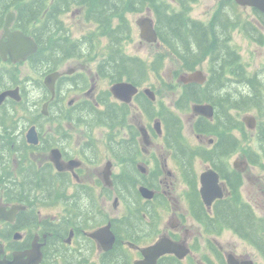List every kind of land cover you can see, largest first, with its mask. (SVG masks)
I'll return each instance as SVG.
<instances>
[{
    "label": "flooded vegetation",
    "instance_id": "af4514ba",
    "mask_svg": "<svg viewBox=\"0 0 264 264\" xmlns=\"http://www.w3.org/2000/svg\"><path fill=\"white\" fill-rule=\"evenodd\" d=\"M81 16L77 8L61 15L63 36L71 44L80 39L73 37L67 19ZM16 20L17 15L11 32L18 30ZM4 25L5 20L0 44L8 40ZM68 46L70 51L57 55L52 47L38 45L34 54L16 63L9 55L6 59L0 55V96L15 92V97L0 99V264H138L145 259L143 250L162 240H170L181 247L178 251L188 253L183 258L163 254L156 264H192L202 246L212 256L206 264H229L230 258L239 264H256L249 255L225 250L219 238L231 231L256 246L252 225L243 236L222 225L217 214L219 202H232L239 195V185L236 189L233 184L236 173L241 174L235 168L238 161L233 169L227 164L238 147L221 155L222 139L234 137L231 131L226 136L224 132L215 137L204 135L202 116L187 114L189 137L198 141L190 142L176 112L170 109L181 122L179 134L177 127H171L173 123L165 125L160 118L161 111L154 106L157 100L143 92L149 87L142 90L139 69L131 71L138 78L135 81L123 78L115 82L101 70L103 62L91 59L94 55L90 53L96 49L101 53L102 48H91L83 41ZM119 83L138 89L131 102L114 96L112 88ZM185 86L202 88L196 83ZM232 87L228 85L227 91L232 92ZM181 96L175 106L180 111L192 110L194 103L187 107L178 102ZM147 98L151 104H146ZM116 112L122 122L111 128L106 117ZM101 115L107 121L98 125ZM138 115L141 121L146 119L145 125L136 121ZM80 130L87 137L95 130L110 133L104 144L107 161L103 170L95 168L104 160L102 149L90 140L82 141L85 135L80 136ZM117 130L122 133L119 141ZM197 162L209 165L202 172L197 170ZM113 163L121 167L119 173L113 171ZM108 165L111 184L105 179ZM90 170L98 176V184ZM209 170L219 175L223 197L208 206L201 191L202 174ZM143 188L153 196L147 197ZM163 214H167L165 222ZM107 227L114 236L112 245L108 237L102 242L91 237ZM261 232L258 230L259 235ZM263 241L261 237L262 245Z\"/></svg>",
    "mask_w": 264,
    "mask_h": 264
},
{
    "label": "trees",
    "instance_id": "16d2710c",
    "mask_svg": "<svg viewBox=\"0 0 264 264\" xmlns=\"http://www.w3.org/2000/svg\"><path fill=\"white\" fill-rule=\"evenodd\" d=\"M180 7L176 11L169 2L164 0H0V27H2L6 15L15 11L17 15L16 28L35 39L40 48L52 47L57 55L70 51L68 45L84 44L91 48H102L101 53L96 50L91 58L95 60L101 57L104 66L101 70L107 71L109 78L120 82L123 78L129 81L138 79L131 71L139 69L142 83L149 79V75L157 76L166 86L162 77L164 64L167 58L180 65V70L175 74L178 78L181 73L194 72L204 62L210 64L209 80L205 86H182V96L178 100L189 106V102L195 104L210 103L215 106V122L202 117V134L219 136L234 129L243 130L244 124L229 114V110L249 111L257 109L259 115L264 117V81L256 75L250 77L246 67L241 62L240 54L231 46L233 33L242 28V32L254 42L264 45V14L253 10L258 24L250 20H244L240 7L233 0L222 1L212 20L207 24L188 16L191 5L198 0H173ZM77 8L84 17L85 22L94 25V28L72 44L63 36L65 28L61 15L71 9ZM153 13L158 34V44L162 51L156 52L148 63L138 57H130L125 54L124 43L130 38L131 27L126 19L127 14ZM240 11V13L238 12ZM63 31V32H62ZM68 38L71 36L66 34ZM72 47V48H73ZM76 47V46H75ZM50 49V48H49ZM81 49L76 50L80 54ZM108 64V65H106ZM126 75H125V72ZM109 72V73H108ZM245 85L250 90L245 94L237 95L227 91L228 85ZM171 89L172 85H168ZM192 88V89H191ZM223 94H221L222 92ZM151 104L146 99V104ZM145 103L143 104V106ZM182 106V105H180ZM159 116L165 125L177 127L180 133L181 122L170 109L161 106ZM100 122L107 121L111 128L121 125L122 117L115 115H101ZM222 120V122H221ZM97 122V121H96ZM179 129V131H178ZM257 138L261 154L264 158V122L258 124ZM182 141L180 138L176 137ZM221 144V155L227 156L239 147V141L232 136H226ZM227 146V147H226ZM223 174V173H222ZM234 187L239 185V173H236ZM218 217L221 224L234 228L239 234L246 236L247 230L255 228V237L252 238L255 245L263 250L261 237L258 230L264 229V219L258 218L251 207L244 204L241 198L219 202L217 205ZM246 230V231H245Z\"/></svg>",
    "mask_w": 264,
    "mask_h": 264
},
{
    "label": "rangeland",
    "instance_id": "374dc122",
    "mask_svg": "<svg viewBox=\"0 0 264 264\" xmlns=\"http://www.w3.org/2000/svg\"><path fill=\"white\" fill-rule=\"evenodd\" d=\"M164 1L169 2L171 5H173V8L176 11L181 10L180 7L176 3H174L173 0ZM222 1L225 0H198V2L191 5V9L188 13V16L192 19L200 20L208 24L214 17ZM240 11L243 15L244 20H250L260 27V25L257 23L255 14L252 9L240 8ZM240 11L238 12L240 13ZM147 16L155 20L153 13L150 11H146L140 14L135 13L126 15V19L131 27V35L130 38L124 43L123 48L127 56L138 57L150 63L156 52L162 51V47H160V45L158 44H148L142 41L140 37V29L137 25V22L139 19ZM67 20H69L67 21V24L70 25V27H73V37L75 39H81L83 35L87 33V31L89 32L91 29L94 28V25L88 22L86 23L84 17L82 16L76 18L75 20ZM231 46L233 47V49L239 52L241 62L246 67L248 76L252 77L256 75L260 80L264 81V45H260L254 42L253 40L249 39L247 36L244 35V33L242 32V28L240 27L239 29L237 28V30L233 33ZM96 50L99 51V49ZM95 60L101 61L102 58L97 57ZM81 61L84 62L86 61V59H81ZM198 69L204 72L205 74H208L210 73V64L206 61L202 65H200ZM179 70L180 65L177 62L173 61L171 58H167L162 72V77L166 81V86L161 83V80L157 76L151 75L149 76L148 81H145L143 83L142 90L145 87H149L156 94L157 101L154 105L156 110L161 109V106L163 105L164 107L172 109L174 112H176L177 115L183 120L184 134L186 135V137L190 138V126L187 121V114L191 115L192 110L190 108V110L188 109L187 111H180L175 106L177 99L182 93V84H180L178 78L175 77V74L179 72ZM183 75L185 74L180 72L179 78ZM168 85H172V88L170 89ZM247 91L250 92L248 88H244L242 86L237 87L236 85H233L232 87V94L234 95H237L236 93L239 94V92L245 94V92ZM262 95L264 98V94ZM231 113L238 121H242L244 115L250 114L256 117L258 123L264 122V117L260 116L258 110L255 108L249 111L240 112L232 110ZM136 121L140 122L141 125H145L146 123V119H143L141 121L140 115H138ZM241 128L244 129H235L231 131V134L239 141V147L237 152L227 159V164L231 169H233V163L235 161H248V164H245L244 172H242L239 177L240 183L238 188V194L243 202H246L251 205V207L254 209L256 215L259 218H264V158L261 154L259 141L257 138L258 131H251L245 125ZM109 134L110 133L107 130H95L93 136L87 137L85 134V136L83 135L82 130L79 131V135L84 136V139L82 141L90 140L91 143L97 144V146L102 149V158L105 157L104 144ZM121 137L122 133L117 130V140L119 141ZM189 140L192 143L198 142L192 138H190ZM106 161L107 160H105L104 158L102 162L95 164V168L98 170H103ZM113 164V171L119 173L121 167L117 163ZM206 165L208 166L209 164H205L202 162L201 166V164L197 162L196 168L197 170H202L203 172ZM90 171L95 181L94 184H98V176L95 173L93 174L92 170ZM162 218L165 222L167 220V214H163ZM260 236L264 240V229L262 230ZM219 238L220 243L225 250H234L237 254L244 253L246 255H249L256 264H264V241L263 253H261V251L256 246H252L246 241L238 238L231 231H224L222 236H220ZM199 250L200 249H197L196 252H198ZM210 259L212 260L210 252L208 251V249L202 246L200 254H197L196 257H194V262L192 264H198L199 262L206 264ZM185 264H188V261Z\"/></svg>",
    "mask_w": 264,
    "mask_h": 264
},
{
    "label": "water",
    "instance_id": "95a60500",
    "mask_svg": "<svg viewBox=\"0 0 264 264\" xmlns=\"http://www.w3.org/2000/svg\"><path fill=\"white\" fill-rule=\"evenodd\" d=\"M236 4L241 7H249L256 9L262 13H264V0H234ZM15 20V14L10 13L6 18V23L4 26V37H7L8 40L5 43L0 44V55L6 59L9 55L13 62L25 61L30 55L34 54L37 51V43L34 41L32 37L25 35L22 31H14L11 32L10 28ZM137 25L140 29V37L143 41L149 44H156L158 42V34L155 28V21L151 17H143L138 20ZM180 81L185 84H199L204 85L207 82V76L202 71H195L191 74H186L180 77ZM112 92L114 96L121 101L131 102L133 96L138 93V89L129 83H119L114 85L112 88ZM145 94L149 96L153 101L156 100V96L153 91L150 89L145 90ZM10 95L15 97V92L10 91L6 92L0 96V99L5 98V96ZM193 112L196 116H202L207 119L214 118V107L211 104H202L193 106ZM243 122L246 126L255 130L257 127V121L255 117L246 115L243 117ZM156 127L160 128L161 124L157 123ZM110 165H108L107 170L105 171V179L108 180V184L110 183ZM235 168L239 171L243 172L245 170V162H237L235 163ZM219 175L213 170H209L206 173L202 174V197L205 203L209 206L211 203L217 199L223 197V191L221 186L219 185ZM142 192H148L147 197L151 198L153 193L148 191L146 188L142 189ZM94 239L102 242L106 237L110 241L111 245L114 242V236L110 232L109 227L96 231L91 235ZM181 247L173 244L170 240H162L155 246L149 247L143 250L145 259L138 264H156L157 259L167 253H175L179 258H183L188 251L185 249L184 251H178ZM229 264H239L234 258L229 259ZM247 264H254L252 261H248Z\"/></svg>",
    "mask_w": 264,
    "mask_h": 264
},
{
    "label": "bare ground",
    "instance_id": "6f19581e",
    "mask_svg": "<svg viewBox=\"0 0 264 264\" xmlns=\"http://www.w3.org/2000/svg\"><path fill=\"white\" fill-rule=\"evenodd\" d=\"M58 59V58H57ZM45 60V59H44ZM58 61V60H57ZM45 62V61H44ZM52 63V62H51ZM55 63V62H54Z\"/></svg>",
    "mask_w": 264,
    "mask_h": 264
}]
</instances>
